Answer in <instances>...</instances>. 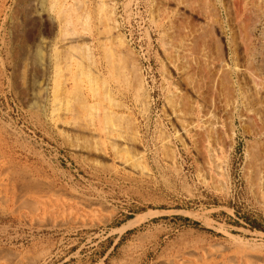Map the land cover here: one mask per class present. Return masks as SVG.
<instances>
[{
	"label": "rangeland",
	"instance_id": "obj_1",
	"mask_svg": "<svg viewBox=\"0 0 264 264\" xmlns=\"http://www.w3.org/2000/svg\"><path fill=\"white\" fill-rule=\"evenodd\" d=\"M0 156V264L264 257V0H0Z\"/></svg>",
	"mask_w": 264,
	"mask_h": 264
},
{
	"label": "bare ground",
	"instance_id": "obj_2",
	"mask_svg": "<svg viewBox=\"0 0 264 264\" xmlns=\"http://www.w3.org/2000/svg\"><path fill=\"white\" fill-rule=\"evenodd\" d=\"M110 17V16H109ZM112 17V16H111ZM110 20H111V18H109ZM114 23V22H113ZM116 29V28H115ZM113 31V30H112ZM110 34V33H109ZM107 35V34H106ZM105 35V36H106ZM108 37V36H107ZM120 37V36H119ZM109 38H110V36H109ZM108 38V39H109ZM116 38V37H115ZM121 38V37H120ZM111 41V40H110ZM121 41V40H120ZM118 42V41H117ZM108 44V43H107ZM120 46V45H119ZM119 46H117V47H119ZM118 49V48H117ZM125 50V49H124ZM124 54V53H123ZM120 55V54H119ZM122 55V54H121ZM68 59H70V58H68ZM69 63V62H68ZM68 65V64H67ZM70 66V65H69ZM139 90V89H138ZM60 107V106H59ZM58 107V108H59ZM58 108H56V109H58ZM66 108H68V107H66ZM55 109V110H56ZM70 109V108H69ZM72 109V108H71ZM70 109V110H71ZM67 111H69V110H67ZM73 110H71V112H72ZM79 113H81V112H79ZM103 113H106V111L105 112H103ZM76 114V113H75ZM60 116V115H59ZM71 116V115H70ZM72 116H76V115H72ZM112 128V127H111ZM112 130V129H111ZM113 130H114V132L115 131H117V129H115L114 127H113ZM119 130V129H118ZM110 132V131H109ZM110 134H111V132H110ZM106 138V137H105ZM107 140V139H106ZM109 140V139H108ZM113 140V139H112ZM110 142V141H109ZM113 142V141H112ZM111 142V143H112ZM115 142V141H114ZM2 155V154H1ZM1 157V156H0ZM126 161H127V159H126ZM128 162V161H127ZM2 164V163H1ZM5 166V165H4ZM18 167V166H17ZM9 170V169H8ZM8 176V175H7ZM10 178V177H9ZM30 178V177H29ZM15 179V178H14ZM14 179H13V181H14ZM18 180V179H17ZM34 181V180H33ZM1 185V184H0ZM3 186V185H2ZM8 189V188H7ZM30 191V190H29ZM1 193V192H0ZM11 193V192H10ZM45 193V192H44ZM21 194V193H20ZM14 195V197H15V194H13ZM17 195V194H16ZM24 195V194H23ZM41 195V194H40ZM45 195V194H44ZM25 196V195H24ZM27 196V195H26ZM31 196H33V195H31ZM35 196V195H34ZM37 196V195H36ZM46 196V195H45ZM7 198V197H6ZM22 198H25V197H22ZM4 199V198H3ZM26 200V199H25ZM0 201H2V199L0 200ZM5 201V200H4ZM21 202V201H20ZM19 204H21V203H19ZM32 204V203H31ZM22 205V204H21ZM28 205H29V202H28ZM37 205V204H36ZM36 205L34 206V208L36 207ZM43 205V204H42ZM39 206H41L40 204H39ZM1 209V208H0ZM35 210H37V209H34V211ZM160 213H152L151 214V216H150V218H147V217H144V218H141L140 220H138V223L136 224V225H142V223L144 222V221H146V219H147V221L149 220H152L154 217H157V215H159ZM41 223V222H40ZM42 224V223H41ZM85 224V223H84ZM134 224H135V222H134ZM152 224V223H151ZM156 229H158L157 230V232H155V233H153L152 235H151V239H152V242L151 243H153V250H156V249H158V247H160V244L162 243V241L164 240V238H166L167 236H169V232H168V230H165V229H163V228H161V227H158V228H156ZM191 248V247H190ZM217 248H219V247H217ZM221 250V249H220ZM220 250H218V251H220ZM185 252V251H184ZM260 254H261V252H260ZM193 255V254H192ZM235 255V254H234ZM240 255V254H239ZM191 256V255H190ZM233 256V255H232ZM147 257V256H146ZM174 257V256H173ZM198 257V256H197ZM177 258V257H176ZM195 258V257H194ZM233 259V258H232ZM174 260V259H173ZM173 260H170V259H166V260H164L161 264H175V262L173 261ZM237 259H235V262H236V264H237V261H236ZM159 263V262H158ZM223 263V262H222ZM229 263H230V261H229ZM33 264H34V262H33ZM238 264H264V257L263 256H261V255H256V254H254V253H252V252H245V253H243L242 254V256L239 258V260H238Z\"/></svg>",
	"mask_w": 264,
	"mask_h": 264
}]
</instances>
